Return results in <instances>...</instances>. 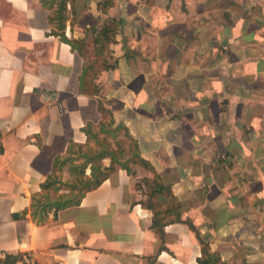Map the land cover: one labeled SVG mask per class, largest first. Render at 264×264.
Here are the masks:
<instances>
[{
	"label": "crops",
	"instance_id": "crops-1",
	"mask_svg": "<svg viewBox=\"0 0 264 264\" xmlns=\"http://www.w3.org/2000/svg\"><path fill=\"white\" fill-rule=\"evenodd\" d=\"M75 2L77 22L68 2L56 34L40 0H0V259L198 264L196 232L165 215L170 196L154 226L145 180L158 173L221 262L264 264V0ZM112 120L129 130L109 140L132 170L116 164L80 204L33 220L54 159L95 146L85 128Z\"/></svg>",
	"mask_w": 264,
	"mask_h": 264
},
{
	"label": "trees",
	"instance_id": "trees-1",
	"mask_svg": "<svg viewBox=\"0 0 264 264\" xmlns=\"http://www.w3.org/2000/svg\"><path fill=\"white\" fill-rule=\"evenodd\" d=\"M40 0L43 6L54 10V7L58 4V9L53 14L49 16L51 23H54V20L57 21L58 26L64 30L66 29V21L68 19L67 7L68 2L71 5H74L76 0ZM106 6L110 5V1L105 4ZM73 16H75V10L72 9ZM74 21V18H72ZM107 33H112L115 31V27L107 25L105 28ZM54 32V31H53ZM58 34V33H56ZM62 37V36H61ZM65 40L69 41L73 47L82 51V40H70L66 37ZM109 38V37H108ZM124 130L126 136H130L128 128L119 123L114 126V121H110L108 126L102 123L99 126V131L94 132L93 126L88 125L85 128V131L88 135L89 141H94L95 146L87 145L86 147L70 144L67 150V154L64 156H57L54 159L52 173L47 177V179L41 183V189L43 193H38L33 195L32 204H31V216L33 220L38 223H44L47 221L49 214L53 211L54 218L57 217L59 210L67 208L69 206L78 205L81 202L82 197L87 191H90L98 187L104 180H106L110 173L115 170L116 164L121 165V167L131 171L128 162L123 161L125 155V150L118 146L117 148L113 147L112 142L109 138H115L118 131ZM101 133L106 137L101 138ZM134 144L137 146L135 140ZM133 151L132 161H139L149 166L148 162L140 157L139 152L135 149ZM111 158V165L106 166L104 164V159ZM67 169L68 173L75 176L73 181L67 182L68 192L57 193L61 189L57 184H65L61 181L59 173H62L64 169ZM90 168V172L87 170ZM160 175L155 174V178L152 182L145 180L150 189V201L146 204L151 208L155 213V228H158L160 232H163V226L165 223L160 225V219L162 211L156 210L160 205V202L155 201L159 195L170 196V205L165 210V215L172 214L171 222L182 221L186 222L189 227L196 232V235L201 243V256L198 257V264H228L221 262V255L216 251H211L210 243L205 241L201 237L200 231L192 224L190 220H182V210L177 198L174 196L170 186H167L162 182ZM140 186V184H139ZM50 190L56 192L55 196H51ZM78 190V193H73L72 191ZM49 191V192H48ZM169 222V221H168ZM159 225V226H158ZM0 264H38L36 259H33L30 253L27 252H17V253H6L3 258L0 259Z\"/></svg>",
	"mask_w": 264,
	"mask_h": 264
},
{
	"label": "rangeland",
	"instance_id": "rangeland-1",
	"mask_svg": "<svg viewBox=\"0 0 264 264\" xmlns=\"http://www.w3.org/2000/svg\"><path fill=\"white\" fill-rule=\"evenodd\" d=\"M57 3H59V0L57 1ZM76 3V2H75ZM74 3V4H75ZM73 6L74 5H71L70 4V8L71 9H73ZM70 8H68L67 7V15L69 14V13H71V9ZM58 9V4L54 7V10H53V14L55 13V11ZM73 11V10H72ZM73 13V12H72ZM75 14H76V12H75ZM77 15H75V16H72L71 17V22H77V17H76ZM68 18H69V16H68ZM72 18H74V21H72ZM68 20V19H67ZM67 22V21H66ZM53 26H54V28L52 29V31H54V32H56V33H62L63 34V30L58 26V24H57V21L56 20H54V23H53ZM72 40H79V39H76V38H72ZM102 137H106L105 135H102ZM120 139H122L121 137H120ZM67 173H64V171L62 172V173H59L58 175H59V177H60V179H61V181H63V182H65V184H60V183H58L57 185L61 188L60 190H59V192H57V193H63V192H68V185L66 184L67 182H70V181H73L74 179H75V176L74 175H71L70 173H68V171H67V169L65 168L64 169ZM49 192V191H48ZM73 193H78V190H74V191H72ZM50 194H51V196H55L56 195V192H54L53 190H50Z\"/></svg>",
	"mask_w": 264,
	"mask_h": 264
}]
</instances>
